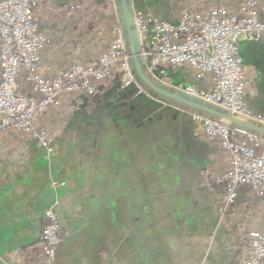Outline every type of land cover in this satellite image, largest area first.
<instances>
[{
    "label": "crops",
    "instance_id": "1",
    "mask_svg": "<svg viewBox=\"0 0 264 264\" xmlns=\"http://www.w3.org/2000/svg\"><path fill=\"white\" fill-rule=\"evenodd\" d=\"M80 1L47 0L36 9L39 31L47 37L38 75L53 77L77 60L93 62L110 40L119 14L116 0H94L101 11L92 41L89 24L71 10ZM188 1L131 0V5L134 12L175 23L183 6H194ZM239 52L250 116L236 115L260 124L264 42L242 40ZM166 72L173 89L209 86L208 78L197 79L183 66ZM31 85L21 71L18 91L29 93ZM85 99L63 96L38 119L51 132V147L22 134L0 133V264H39L27 261V250L39 244L47 209L59 223L51 264H236V240L219 215V188L212 182L230 167V158L202 133L192 118L196 111L137 82L126 88L113 83L88 110ZM237 190L247 205L251 188ZM249 205L242 208L239 226L263 233L264 202Z\"/></svg>",
    "mask_w": 264,
    "mask_h": 264
},
{
    "label": "built area",
    "instance_id": "2",
    "mask_svg": "<svg viewBox=\"0 0 264 264\" xmlns=\"http://www.w3.org/2000/svg\"><path fill=\"white\" fill-rule=\"evenodd\" d=\"M115 1V0H110ZM39 0H0V133L16 131L51 147L52 135L38 119L57 106L63 96L93 92V81L115 78L128 86L136 82L119 17L110 27L109 47L94 62L76 61L53 77L37 74L40 53L47 37L39 31L35 7ZM134 29L145 71L168 84V67L188 68L197 79L208 78V88L178 84L190 97L217 106L232 115H249L244 101V67L239 52L242 40L264 42V0H243L236 7L212 4L206 8H183L175 23L159 16L134 12ZM21 71L32 80L29 93L17 89ZM250 116V115H249ZM193 120L202 133L226 150L230 167L212 176L224 187L219 215L234 200L237 189L247 185L258 194L264 190V137L243 132L234 137L231 125L201 113ZM264 126V119H257ZM59 223L51 209L45 211L42 246L28 258L51 264L59 241ZM241 264H264V232L249 242Z\"/></svg>",
    "mask_w": 264,
    "mask_h": 264
},
{
    "label": "trees",
    "instance_id": "3",
    "mask_svg": "<svg viewBox=\"0 0 264 264\" xmlns=\"http://www.w3.org/2000/svg\"><path fill=\"white\" fill-rule=\"evenodd\" d=\"M46 1L47 0H39L38 4L35 7V11L38 7H41L42 4L46 3ZM242 1L243 0H214V2L217 5H223V6H227L229 8L236 7ZM183 8H187V7L183 6L181 9H183ZM71 10H73L78 15L80 22L81 21L84 22L85 25L89 24V29H90L91 34H90L88 40L92 41L95 38H97L95 33H92V31L94 30V28L97 27V24H94V22L96 20H98L97 22L100 21L99 11H101V6L97 3H95L94 0H81L78 3V5L72 6ZM102 46H103L102 52H104L109 47V41L103 42ZM102 52H100L96 56L94 61H96L97 57ZM114 79L115 78L109 77V78H105L103 80L93 81L94 90L92 93L86 95V99H85V103H84V106L87 110L92 108L99 101L102 93L104 91H106L107 89H109L113 85ZM7 132L22 134V133H19L16 131H7ZM233 132H234L233 135L235 138H240L243 134L242 132L238 131L237 129H233ZM22 135H24V134H22ZM25 136H27V135H25ZM218 190L220 193V199L219 200H221L222 194L224 193V187L222 186ZM246 202H249V203H246L247 205H243L245 202L240 201V199L238 198V190H237L236 197L226 207V209L224 210V212L220 216L222 221L227 222L230 225L231 232L235 237L236 245H237V249H238L236 264H241L242 260L247 257V255L249 253V242L254 237V234L242 231L241 227L239 226L240 225L239 223L241 222V220L244 217V210L242 208H243V206H245V208H249L250 207L249 204L251 202H252V205H257L259 203H263L264 202V190L260 191L257 194L256 191L251 188V194L248 197V199L246 200ZM41 246H42V241L40 239L39 244L37 246L29 248L27 250L28 251L27 254L30 253L29 255H31L34 251L39 250L41 248ZM245 253H247V254H245ZM32 260H33L32 258H29V260L27 259L28 262H31Z\"/></svg>",
    "mask_w": 264,
    "mask_h": 264
},
{
    "label": "water",
    "instance_id": "4",
    "mask_svg": "<svg viewBox=\"0 0 264 264\" xmlns=\"http://www.w3.org/2000/svg\"><path fill=\"white\" fill-rule=\"evenodd\" d=\"M116 5L119 10L118 17L123 37L129 52L130 65L135 75L136 82L143 89L165 101L175 103L190 111H196L216 119H223L234 129L239 128L243 132L255 133L264 137L263 125L244 121L217 106L190 97L172 87L162 85L146 73L143 61L140 57L139 44L134 29V9L132 8L131 0H116Z\"/></svg>",
    "mask_w": 264,
    "mask_h": 264
},
{
    "label": "rangeland",
    "instance_id": "5",
    "mask_svg": "<svg viewBox=\"0 0 264 264\" xmlns=\"http://www.w3.org/2000/svg\"><path fill=\"white\" fill-rule=\"evenodd\" d=\"M189 1H191L192 3H193V5L194 6H192L191 8H206L207 6H209V5H212V4H216L215 2H214V0H189ZM188 1V2H189ZM188 8H190V7H188ZM77 61H81V60H77ZM145 70V69H144ZM146 72V71H145ZM147 73V72H146ZM114 83H115V79H114ZM162 85H165V86H169V82H168V84H162ZM180 85H184V84H180ZM124 87H126V86H124ZM176 90H178V91H181L182 92V89H180L178 86L176 87ZM236 117H238V118H244L242 115H236ZM227 122V121H226ZM220 187H222V186H220ZM220 187H218V188H220Z\"/></svg>",
    "mask_w": 264,
    "mask_h": 264
}]
</instances>
